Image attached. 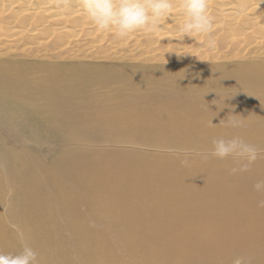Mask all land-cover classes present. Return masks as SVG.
I'll return each mask as SVG.
<instances>
[{
	"label": "rangeland",
	"instance_id": "1",
	"mask_svg": "<svg viewBox=\"0 0 264 264\" xmlns=\"http://www.w3.org/2000/svg\"><path fill=\"white\" fill-rule=\"evenodd\" d=\"M71 51L72 54L64 53L61 59L37 51L18 53L16 57L1 56L7 58L1 60L11 67L4 69L7 72L0 71L5 80L8 74L14 77L54 74L55 70L44 68L47 64L73 69L76 77L63 82L72 85L76 106L62 107L66 117L62 115L59 121L31 118L33 110L19 109L15 101L29 99L37 110L42 101L31 96L37 97L39 92L48 94L50 89L9 86L0 81V224L5 230L0 235V248L5 254H16L27 243L38 253V264H44L49 255L59 264H99L98 255H106L109 264H142V255H135L136 245L128 239L153 230L178 235L192 223L189 221H197V211L209 218L212 209L168 208L146 198V203L141 204L99 198L95 184L75 182L76 168L63 167L64 164L74 161L76 156L97 154L103 168L109 163L108 168L113 170L114 163L119 162L141 171L155 169L154 174L165 175L164 164L176 163L179 168L215 164L212 167L218 170L231 162V158L225 161L211 158L205 162L196 155L197 151L210 149L213 138L240 136L264 149V92L242 89L247 79L264 73V48L256 47L216 61L178 62L177 65L190 68L167 67L166 72H179H172V77H160L158 84L163 87L160 91L161 86L154 89V84L113 78L108 88L119 86L120 100L134 114L131 120L100 121L95 119L97 106L88 103V95L97 89L99 82L94 80L105 77L99 75V67L105 74L123 72L131 58L141 55L122 52L109 55L100 49L92 53ZM150 66L156 68L159 64ZM204 67L206 70L200 72ZM152 89L159 91L155 99L162 103L160 107L149 100ZM101 93L111 95L109 89ZM86 108L94 112L90 113L95 117L91 122L82 117ZM52 110L46 107L44 111L50 115ZM229 115H237L235 118L243 120L244 127L222 126L220 121ZM186 156L189 163L181 166ZM252 166L264 167V152ZM81 169L91 173L97 164L84 161ZM44 170L54 174L43 179L40 175ZM24 177H28L27 181H21ZM56 193L63 202L55 201ZM213 197L217 194L208 198ZM260 199H264V194H260ZM40 201H46V212L38 207ZM234 209L231 207L229 211ZM259 210L264 215V209ZM217 211L226 214L228 209L219 207ZM214 222L218 220L214 218Z\"/></svg>",
	"mask_w": 264,
	"mask_h": 264
},
{
	"label": "bare ground",
	"instance_id": "2",
	"mask_svg": "<svg viewBox=\"0 0 264 264\" xmlns=\"http://www.w3.org/2000/svg\"><path fill=\"white\" fill-rule=\"evenodd\" d=\"M209 11L214 22L215 47H208L205 38L200 36L195 39L185 36L181 40L178 29L185 17L178 4L173 9L171 19L162 21V30L156 34L136 32L126 40H117L110 31H97L89 23L78 0H66L61 7L56 6V0H0V71L11 70L1 60L7 59L1 56L8 54L16 57L18 53L37 51L61 59L64 53L72 54L71 50L92 53L100 49L109 55L112 52H122L125 55L140 53L141 58H131L130 65L124 71L121 69L123 72L105 74L100 70L102 67H99V75L105 77L94 80L99 81L95 87L97 89L88 95L89 105H96L98 108V118L90 116V113H94L91 109L86 108L82 112V117L90 122L93 118L99 121L131 120L134 112L128 110L126 103L120 100L121 88L116 84L108 88L109 81L113 78L128 83H150L154 84V89H158L161 86L158 84L160 77H172V72L190 68L188 65H177L178 62L200 61L198 57L207 62L216 61L256 47L264 48V0H210ZM175 51L181 55L178 56ZM151 63H158L159 67H151ZM167 67L177 70L166 72ZM44 68L56 72L24 74L21 77L8 74L7 80L0 76V81L9 86L50 89L48 94L39 92L37 97L31 96L42 101V106L37 110L26 98L16 100L15 105L19 109L33 110L31 118L59 121L62 115L63 118L66 117L62 107L76 106L72 85L63 82L76 75L73 69L57 64H47ZM166 87L173 91L172 86ZM162 88L161 86L159 91ZM246 88L264 92V73L247 79L242 89ZM105 89H109L111 95L104 96L101 92ZM159 91L152 89L149 96V100L158 107L162 105L160 100L155 99ZM259 105L263 107L262 104ZM46 107L53 109L50 115L44 111ZM97 156H76L74 161H67L63 167L71 165L76 168L77 176L73 178L75 182L95 184L99 198L116 202L129 201L132 204L146 203V198L148 202L164 204L168 208L179 206L182 209H212L209 218L197 211V221H189L192 223L178 235L153 230L145 232L142 237L128 239L129 243L136 245L135 255H142V264H234L237 258H244V264H247L248 258H251V264H264V215L257 208L260 193L253 190L256 181L264 180V167L255 169L251 166L250 172L229 175L228 169L235 166L233 161L227 162L218 170L215 169L217 167H212L215 164L199 163L179 168L174 165L176 163H172L164 164L166 166L162 170L165 175H160L154 174L155 169L141 171L119 162L114 163L113 170L108 168L109 163L103 168V163ZM88 160L97 164V169L91 173L81 169L82 163ZM24 174L22 172V176ZM53 174L52 171L44 170L40 176L47 179ZM27 179L28 177H24L21 181ZM215 194L216 198H208ZM55 201L63 202V199L57 194ZM38 207L46 212V201H40ZM219 207L228 209V212L220 214L217 211ZM231 207L235 208L234 212L229 211ZM214 218L218 223L214 222ZM179 222L182 223L181 220ZM4 232L0 224V235ZM98 257L99 264H109L106 255ZM43 263L59 264L51 255Z\"/></svg>",
	"mask_w": 264,
	"mask_h": 264
},
{
	"label": "clouds",
	"instance_id": "3",
	"mask_svg": "<svg viewBox=\"0 0 264 264\" xmlns=\"http://www.w3.org/2000/svg\"><path fill=\"white\" fill-rule=\"evenodd\" d=\"M65 3L66 0H56L57 7ZM78 3L89 23L97 31H110L117 40H126L136 32L156 34L162 30V21L171 19L173 9L178 4L185 17L178 29L181 40L185 36L194 39L200 36L205 38L208 47H215L214 22L209 11L210 0H78ZM176 54L181 55L178 52ZM198 59L207 62L199 57ZM236 116L229 115L226 120L220 121L221 125L234 129L244 127L243 120L236 119ZM211 144L210 149L197 151L196 155L205 162L211 158L221 161L231 158L235 166L228 169L229 175L250 172L251 166L264 152V149L246 142L240 136L213 138ZM188 163L186 156L181 161V166H187ZM253 190L264 194V180L256 181ZM257 208L264 209V199L257 201ZM0 264H38V253L24 243L16 254L0 252ZM234 264H244V258H237ZM247 264H251V258L247 259Z\"/></svg>",
	"mask_w": 264,
	"mask_h": 264
}]
</instances>
